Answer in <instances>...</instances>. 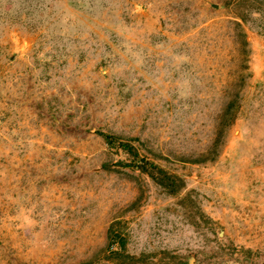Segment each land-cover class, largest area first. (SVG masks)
I'll list each match as a JSON object with an SVG mask.
<instances>
[{
	"label": "rangeland",
	"instance_id": "rangeland-1",
	"mask_svg": "<svg viewBox=\"0 0 264 264\" xmlns=\"http://www.w3.org/2000/svg\"><path fill=\"white\" fill-rule=\"evenodd\" d=\"M0 264H264V0H0Z\"/></svg>",
	"mask_w": 264,
	"mask_h": 264
},
{
	"label": "trees",
	"instance_id": "trees-1",
	"mask_svg": "<svg viewBox=\"0 0 264 264\" xmlns=\"http://www.w3.org/2000/svg\"><path fill=\"white\" fill-rule=\"evenodd\" d=\"M119 222L118 221H113L111 222V224L109 225L108 229H107V237L109 239V242L114 243L117 242V231H116V226Z\"/></svg>",
	"mask_w": 264,
	"mask_h": 264
}]
</instances>
